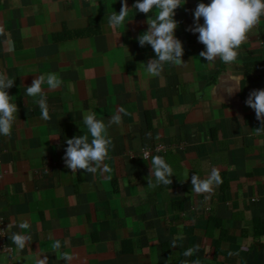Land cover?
Listing matches in <instances>:
<instances>
[{
	"label": "crops",
	"instance_id": "obj_1",
	"mask_svg": "<svg viewBox=\"0 0 264 264\" xmlns=\"http://www.w3.org/2000/svg\"><path fill=\"white\" fill-rule=\"evenodd\" d=\"M135 2L127 0L130 9ZM200 2L211 0H187L174 17L184 63L152 77L143 63L156 54L137 37L154 10L132 9L126 27L113 28L108 15L122 0H0V72L15 80L6 91L19 109L11 134L0 135V212L12 248L3 261L65 264L52 250L60 239L71 264H264V132L253 134L261 122L245 104L264 89V17L235 62L209 64L189 30ZM50 72L63 83L45 91V121L39 97L25 91ZM236 77L240 90L229 95L225 80ZM121 108V123L107 129L109 171L67 168L66 139L87 134L84 113L107 124ZM152 155L170 164L172 184L148 185ZM214 167L223 182L192 193V175ZM19 232L31 236L23 250L9 238Z\"/></svg>",
	"mask_w": 264,
	"mask_h": 264
},
{
	"label": "clouds",
	"instance_id": "obj_2",
	"mask_svg": "<svg viewBox=\"0 0 264 264\" xmlns=\"http://www.w3.org/2000/svg\"><path fill=\"white\" fill-rule=\"evenodd\" d=\"M187 2V0H186ZM185 2V3H186ZM181 0H136L130 9L127 0H122V7L117 12L108 15L110 27H126L129 20V12L134 9L144 14L155 11L154 16L147 19L148 29L137 37L141 47L150 45L156 54V58L151 59L146 64V73L149 76H159L166 63L180 65L184 63V46L175 36L178 22L175 20L176 10L183 4ZM95 6V4L93 5ZM264 17V0H211L210 3L200 2L194 11V26L190 31L198 33V41L205 46V50L200 52L209 64L214 63L218 58L225 64H231L237 60L238 50L248 38V34ZM203 18V23H200ZM15 80L9 78L7 73L0 72V135L9 136L13 124L17 120L18 105L12 102L7 89L13 87ZM230 82V83H229ZM62 80L55 73L39 74L33 80L31 86L26 87L27 97H39L36 101L41 110V119L50 120L49 107L47 104L45 91L55 90L62 85ZM47 85V89L43 85ZM226 91L229 95L240 90L241 77L225 80ZM222 101V98L220 99ZM245 104L255 111L256 119L261 122V127L252 129L254 135L264 132V89L252 90ZM123 108L113 114L108 123L97 119L94 113L86 112L83 115V124L87 128V134H82L73 138H67V148L64 154V162L72 172L84 170L91 174H103L109 171L105 163L109 153V146L112 140L107 134V129L113 124L119 125L122 117ZM89 136L91 139H89ZM144 160L149 159L146 153ZM150 174L147 176L148 185L153 186V179L157 185L172 184L171 177L174 175L173 169L166 160L160 155H152L150 158ZM223 182L220 170L212 168L209 175L201 178L195 174L191 177V192L197 195L212 193L214 187H218ZM12 227L8 224V228ZM21 230L27 229L29 224L19 223ZM10 240L20 250H23L27 243L31 241V236L23 232L13 233L9 236ZM67 241L61 243L56 239L52 244V250L57 259L71 264L73 255L68 251H63L62 247L67 245ZM175 240L172 247H176ZM200 246L189 247L184 251L185 257H191L199 251ZM47 257L36 258L35 264H46ZM188 264V261H185Z\"/></svg>",
	"mask_w": 264,
	"mask_h": 264
},
{
	"label": "built area",
	"instance_id": "obj_3",
	"mask_svg": "<svg viewBox=\"0 0 264 264\" xmlns=\"http://www.w3.org/2000/svg\"><path fill=\"white\" fill-rule=\"evenodd\" d=\"M156 150L164 152L163 147H156ZM146 153L150 155L149 150L144 149L142 151V156H144ZM5 222H6L5 218L3 214L0 212V264H10L8 261H3L2 256L6 255L7 257H9V255L12 253V248L6 243L7 234L5 230Z\"/></svg>",
	"mask_w": 264,
	"mask_h": 264
}]
</instances>
